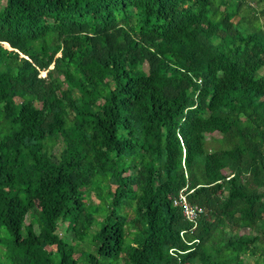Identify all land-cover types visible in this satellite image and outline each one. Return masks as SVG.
Masks as SVG:
<instances>
[{
    "label": "trees",
    "instance_id": "trees-1",
    "mask_svg": "<svg viewBox=\"0 0 264 264\" xmlns=\"http://www.w3.org/2000/svg\"><path fill=\"white\" fill-rule=\"evenodd\" d=\"M0 264H264V0H6Z\"/></svg>",
    "mask_w": 264,
    "mask_h": 264
},
{
    "label": "built area",
    "instance_id": "built-area-1",
    "mask_svg": "<svg viewBox=\"0 0 264 264\" xmlns=\"http://www.w3.org/2000/svg\"><path fill=\"white\" fill-rule=\"evenodd\" d=\"M188 194L185 189L181 190L179 197L175 198L174 204L182 208L183 215L190 221H195L204 211L202 207L196 204H192L188 198Z\"/></svg>",
    "mask_w": 264,
    "mask_h": 264
},
{
    "label": "rangeland",
    "instance_id": "rangeland-1",
    "mask_svg": "<svg viewBox=\"0 0 264 264\" xmlns=\"http://www.w3.org/2000/svg\"><path fill=\"white\" fill-rule=\"evenodd\" d=\"M6 3V0H0V7L2 5H4ZM214 136V135H213ZM213 136L211 135H208L209 137V141H208V148L209 149H216L219 147V143L215 141V139L213 138ZM218 136V135H217ZM59 147L56 148V150H58ZM92 203H98L99 201L96 199V198H93L92 200ZM27 222H29V219H27ZM79 243V246H77L78 249H81L84 247V243L83 242H78V241H74V244H78Z\"/></svg>",
    "mask_w": 264,
    "mask_h": 264
},
{
    "label": "clouds",
    "instance_id": "clouds-1",
    "mask_svg": "<svg viewBox=\"0 0 264 264\" xmlns=\"http://www.w3.org/2000/svg\"><path fill=\"white\" fill-rule=\"evenodd\" d=\"M183 190V189H182ZM185 191H186V189H185ZM187 193V192H186ZM189 193V192H188ZM189 195V194H188Z\"/></svg>",
    "mask_w": 264,
    "mask_h": 264
}]
</instances>
